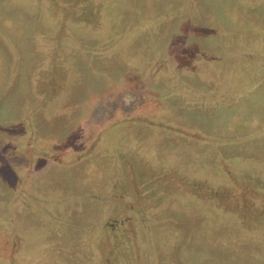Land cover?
Masks as SVG:
<instances>
[{"label":"rangeland","instance_id":"1","mask_svg":"<svg viewBox=\"0 0 264 264\" xmlns=\"http://www.w3.org/2000/svg\"><path fill=\"white\" fill-rule=\"evenodd\" d=\"M0 264H264V0H0Z\"/></svg>","mask_w":264,"mask_h":264},{"label":"flooded vegetation","instance_id":"2","mask_svg":"<svg viewBox=\"0 0 264 264\" xmlns=\"http://www.w3.org/2000/svg\"><path fill=\"white\" fill-rule=\"evenodd\" d=\"M177 166L179 167V164Z\"/></svg>","mask_w":264,"mask_h":264}]
</instances>
